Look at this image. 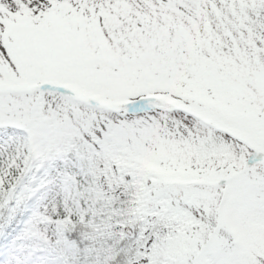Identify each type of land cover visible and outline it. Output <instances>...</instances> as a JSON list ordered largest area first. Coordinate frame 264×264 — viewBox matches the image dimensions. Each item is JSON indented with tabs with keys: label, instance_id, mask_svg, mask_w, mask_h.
I'll use <instances>...</instances> for the list:
<instances>
[{
	"label": "snow or ice",
	"instance_id": "snow-or-ice-1",
	"mask_svg": "<svg viewBox=\"0 0 264 264\" xmlns=\"http://www.w3.org/2000/svg\"><path fill=\"white\" fill-rule=\"evenodd\" d=\"M0 264H264V0H0Z\"/></svg>",
	"mask_w": 264,
	"mask_h": 264
}]
</instances>
